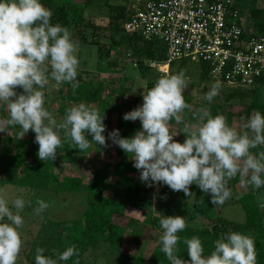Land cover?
<instances>
[{"label":"clouds","instance_id":"9594fccd","mask_svg":"<svg viewBox=\"0 0 264 264\" xmlns=\"http://www.w3.org/2000/svg\"><path fill=\"white\" fill-rule=\"evenodd\" d=\"M52 12L40 0H0V104L6 105L9 118L0 120V132H7L9 126H19L20 139L31 129L38 143V158L54 161L57 150L64 142L81 152L91 147V142L107 147L104 113L84 103L66 109L65 116L57 119L44 107L45 89L50 78L59 88L71 85L73 93L79 87V60L77 45L67 27L52 25ZM47 62V63H46ZM21 87L24 92L14 90ZM187 81L183 70L176 74L159 77L155 85L143 93L142 106L124 114L125 121L139 119L142 130L133 137L122 138L119 130L108 133V139L118 145L134 161L140 171V180L151 187L162 182L173 191H183L191 197L189 186L196 184L204 193L211 194V203L223 205L232 195L228 181L240 175L242 184L254 189L264 186V151L253 154L250 150L264 145V115L255 111L246 124L250 129L242 134L230 127L225 116H212L207 108L200 109L201 123L184 122L181 132L186 135L183 143L174 142L169 122L182 121L185 109L191 105L183 95ZM220 85L213 84L205 94L210 103L218 95ZM15 97V99H11ZM63 131L65 141L61 139ZM85 133L93 137L89 141ZM250 173V177H249ZM248 177V179H245ZM0 190V264H16L23 240L19 229L24 219L20 215L25 208L23 197L9 200ZM31 205V201L27 202ZM34 212L39 215L50 207L42 199L36 200ZM264 207V204L260 205ZM164 230L160 237L161 251L170 264H256L254 239L239 232L222 234L214 241V250L204 255V248L198 236L185 238L190 260L179 258V232L186 228L181 216H162L159 220ZM55 251V250H53ZM35 264H57L78 255L72 245L57 255V259L45 256L44 248L35 250ZM78 264V261H77Z\"/></svg>","mask_w":264,"mask_h":264},{"label":"trees","instance_id":"16d2710c","mask_svg":"<svg viewBox=\"0 0 264 264\" xmlns=\"http://www.w3.org/2000/svg\"><path fill=\"white\" fill-rule=\"evenodd\" d=\"M130 1L123 0L121 3L114 4L111 0H81L80 3L75 2V0H40L53 14L50 23L67 27L74 43L76 37H78L83 44L98 45V58L101 62L98 72L106 71L110 66L107 65L104 54L105 44L101 43L96 34L102 27L96 23L93 16L88 14L87 9L96 6L107 7L108 21L105 27L109 31L107 34L109 49L114 50L117 47H123L127 56L136 59L143 77L148 79L147 88L150 90L155 85V79L159 75L164 76L165 74L161 72L160 74L151 73L153 67L149 66L147 61H165V48L159 40H146L138 34L126 32L125 23L129 19L128 3ZM259 1L250 0L246 7L247 14L244 19L240 20V23L253 25L258 33H264V9L258 6ZM241 11L243 12V10ZM181 70L184 71L185 78L190 73L195 72L196 78L210 82L209 65L205 61L183 58L170 64L171 74H176ZM76 79L79 81V87L75 93H73L71 85L66 83V93H64V85L60 90L62 97L81 102H95L97 104L96 109L100 111L101 115L104 113L106 117L103 123L106 125L107 130L108 125L111 123L110 115L119 111V106L115 105L114 101L118 96L121 98L126 97L131 91L130 88L122 87L117 90H108L104 81L97 75L90 73V71L79 72ZM228 89L229 93L226 98L228 100L239 99L241 103H244L247 106V116L255 111H260L264 115V74L253 86ZM86 95L87 98H85ZM183 95L185 102L189 104L188 95L184 92ZM66 105V103L60 105L63 112L67 109ZM218 114L225 116L228 125L233 127V118L237 115L235 112L219 113L216 109L211 113L212 116ZM189 115L190 110L185 109L183 117L187 118ZM6 118H9V113H6ZM174 122V119L170 121V123ZM8 129L9 135L0 136V174L6 175L0 182L35 189L54 190L58 194H80L84 195L86 200V207L77 220L64 225L61 224L55 233L34 241L30 249V257L34 261L37 247L45 249L43 253L45 256L57 259L59 253H62L67 247L75 245L78 255H74L67 261L58 260L57 264H77V261L78 264H81L84 255L91 246L107 242L112 251L122 254L123 258L119 264H170L161 251V241L154 248L149 258L141 253L128 251V246L124 241L128 227L114 221L115 215L125 214L129 202L139 208L153 211L150 202L143 204L141 201L144 194L141 185L136 183L134 176H132L136 168L127 160L129 154L116 145V154L120 160L114 163L113 173L118 178L123 177L125 182L124 191L120 195L111 196L106 193L104 171L94 175L89 181L81 176H61L60 173L55 172V168L60 162H75L87 150L81 152L77 148H72L70 143L64 142L63 146L57 150L59 160L41 161L38 158L39 145L35 142L36 134L33 130L30 129L24 138L20 139L18 133L21 128L19 126H9ZM117 129L122 138H130L134 136L133 131L136 129V125L132 121H125L123 116H120ZM106 130L102 135L106 133ZM246 131L251 135L247 128ZM60 135L62 141H65L63 131ZM185 139L186 135L183 133L174 142L183 143ZM96 148L104 150L106 147L96 145ZM250 151L253 154H258L260 151H264V145ZM238 181H240V176L237 173L236 177L228 181V187L235 185ZM191 188L198 191L199 197L195 201L182 208L174 209L169 206L168 197L165 195L158 200V209L161 214L156 216L148 214L146 218L147 223H154L161 232L164 230L161 228L159 220L163 215L185 218L186 228L178 233L181 238L178 244L179 258L186 261L190 260L186 245L183 244L185 238L198 236L204 248V255L208 256L214 250L216 239L220 238L222 234L235 231L249 235L254 239L256 264H264V210L260 206L261 203L258 202L259 197L264 200V186L260 189L250 187L247 193L238 196V203L241 204L246 213L244 222L217 214L212 205L203 202L202 198L205 193L196 184H192Z\"/></svg>","mask_w":264,"mask_h":264},{"label":"rangeland","instance_id":"374dc122","mask_svg":"<svg viewBox=\"0 0 264 264\" xmlns=\"http://www.w3.org/2000/svg\"><path fill=\"white\" fill-rule=\"evenodd\" d=\"M75 2L80 3L81 0H75ZM111 2L117 4L123 2V0H111ZM249 3L250 0H237L238 8L242 9V13L245 15L247 14L246 7ZM258 6L264 9V0H260ZM87 12L89 15L93 16L96 23L102 27V29L96 34L101 43L105 44L104 54L107 65L110 66V68L106 71L98 72L99 65L101 64L98 58V45L83 44L79 41V38L76 37V55L79 60L78 73L90 71V73L97 75L104 81L108 90H117L122 87H128L131 91L126 97L121 98L118 96L114 101V104L119 106V111L118 113L110 115L111 123L108 125L106 133L104 134L108 146L104 150H98L95 142H91V147L87 149L85 154L78 157V160L68 163L60 162L55 168V172L60 173L61 176H81L86 181H89L94 175H98L101 171H104L106 176V193L115 196L120 195L124 191L125 180L123 177H116L113 173V165L120 160V158L116 154V144H114L111 139H108V133L118 128V120L120 116H124L125 113L130 112L138 106H142L143 93L146 94L149 90L147 88L148 79L143 77L141 69L138 65L133 63L129 56H127L123 47H117L114 50L109 49V40L107 38L109 31L107 27H105L108 21L107 7L96 6L87 9ZM48 68L49 83L45 89L44 107L57 119L58 122L66 113V111L63 112L60 109L62 103H66L67 108L84 103L88 107L96 109L97 104L95 102H81L66 99L64 96L62 97L60 90L62 85H64V93H66V83L57 88L55 82L50 78V65H48ZM152 69L151 73L154 72L160 74L161 72L158 68ZM165 75H171L170 69L169 73ZM159 77H161V75H159ZM196 77L195 72L190 73L188 77H186L187 87L184 89V93L189 97L191 110L190 115L189 117L187 116V118L183 117L184 112L182 113V121L184 120V122L187 123L203 122L200 120V109L202 108H207L210 113L214 112L216 109L219 113L233 111L237 114L233 118V127L240 134L245 132L246 124L254 113L247 116V106L244 103H241L239 99L228 100L226 96L229 93V89L224 86L219 87L218 95H216L209 103L204 97L213 83L209 81H201ZM157 79H155V81ZM14 90L18 95L24 92L21 87H17ZM85 98H87V95ZM11 99L14 100L15 97ZM6 113H9L6 105L0 104V120L7 119ZM132 123L136 125V129L133 131V135H135L137 131L142 130V124L139 119L132 121ZM183 124V122H169L170 133L173 135L177 134L173 137V141L179 139L183 135V132H181ZM8 130L7 127V132H0V136L9 135L10 132ZM248 130L250 131V129ZM85 137L89 141H92L93 139L91 134L85 133ZM56 160H59V154H57ZM127 160L132 165L134 164V161L130 156ZM132 176H134L136 183L141 185L142 193L144 194V198H141L142 203L145 204L146 202H150L153 206V211H149L146 208H139L129 202L125 214L115 215L114 221L128 227L124 239L128 246L127 250L130 252L141 253L149 258L154 248L160 242V237L163 235V232H161L154 223L150 224L146 222L148 214L152 216L161 214V211L158 209V200L167 195L169 206L177 209L192 203L199 197V195L197 190L191 188V185L189 186L190 192L193 194L191 197L186 196L183 191H173L162 182L153 183V185L149 187L146 183L140 180V171L137 169L132 173ZM5 177V174H0V180ZM261 178H264V173L261 174ZM245 179H248V177ZM250 187L253 186L247 183L242 184L240 181L235 185L230 186L229 188L232 195L223 205H213L211 203L210 193H205L202 199L206 204L212 205L217 214L239 222H244L246 219V213L241 204L238 203V196L247 193ZM0 190H3L2 194L9 200V207L14 212L15 209L12 208L11 200L16 197H23L26 201L25 208L20 213L24 219L23 227L19 229L23 245L16 264H35L34 259L30 257V249L34 241L55 233L61 224L64 225L77 220L86 207L85 196L80 194H58L54 190L22 187L4 182H0ZM37 199L45 200L50 205L49 208L39 215L34 212V208L37 207ZM28 201H31V205L27 203ZM258 202L264 204L263 198L259 197ZM262 209L264 210V207H262ZM122 258V254L110 249L109 243L101 242L88 249L81 264H119Z\"/></svg>","mask_w":264,"mask_h":264},{"label":"built area","instance_id":"2783aa9c","mask_svg":"<svg viewBox=\"0 0 264 264\" xmlns=\"http://www.w3.org/2000/svg\"><path fill=\"white\" fill-rule=\"evenodd\" d=\"M236 4L237 0H131L125 30L163 44L166 60L147 61L163 74L176 60H202L209 65L213 84L250 87L264 74V33L240 23L245 14Z\"/></svg>","mask_w":264,"mask_h":264}]
</instances>
